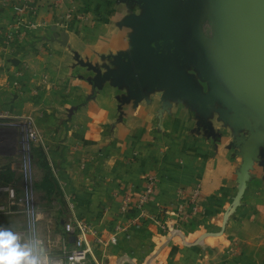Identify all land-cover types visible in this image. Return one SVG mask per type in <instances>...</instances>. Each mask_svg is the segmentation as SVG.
Masks as SVG:
<instances>
[{
	"label": "crops",
	"instance_id": "0c3cea01",
	"mask_svg": "<svg viewBox=\"0 0 264 264\" xmlns=\"http://www.w3.org/2000/svg\"><path fill=\"white\" fill-rule=\"evenodd\" d=\"M31 6L36 13L26 23L32 18L37 27L9 45L5 35L16 15L0 0V126H8L0 127V135L19 137L13 127L21 123L18 117L35 119L44 138L37 144L69 205L60 214V231L71 217L88 220L97 231L89 237L96 264H264V197L258 182L263 180L259 162H264V149L259 135L248 142L255 156L246 175L243 147V163L227 148L234 127L218 112V102L204 107L150 87L136 97L135 68L99 85L94 82L99 72L118 69L119 56L127 60L132 55L139 35L134 18L144 10L140 0H31ZM230 66L242 81L239 44ZM187 73L200 88L206 85L205 94L210 91L201 69L191 66ZM4 156L0 154V187L9 184L1 176L4 171L20 176L19 165ZM149 177L156 178L155 193L140 209ZM245 178L248 193L244 203H236ZM197 187L204 217L175 231L180 216L191 212L189 201ZM8 201V192L0 189V203ZM165 221L170 232L160 225ZM115 233L118 245L97 244V238L107 240Z\"/></svg>",
	"mask_w": 264,
	"mask_h": 264
},
{
	"label": "water",
	"instance_id": "95a60500",
	"mask_svg": "<svg viewBox=\"0 0 264 264\" xmlns=\"http://www.w3.org/2000/svg\"><path fill=\"white\" fill-rule=\"evenodd\" d=\"M140 3L144 10L134 18L139 25V35L134 38L132 55L127 60L119 56L116 62L118 69H108L105 74L99 72L94 82L99 85L111 77L128 75L135 68L138 71L135 78L139 89L136 97L141 96L145 87H150L164 90L165 97L189 98L191 103H199L204 107L218 102L220 106L217 110L225 121L229 120L233 127L245 128L251 133L249 139L241 141L244 142L242 150L245 152L244 172L247 175L251 156H255L248 146L249 140L255 134L259 135L263 140L259 146L264 148V132L258 131L264 128V113L257 96L259 92L264 95V88L256 75L260 66L264 0H252L251 9L249 0H227L238 33L235 46L241 45L243 61L241 81L231 71L234 46L229 59L230 72L227 73V77L233 80L232 86L226 83L224 86L218 80V74H214L215 70L219 71L218 65L214 61L212 63L195 26V19L199 18L200 13L199 0H140ZM62 39L66 44L67 32L62 34ZM191 66L202 70L210 90L207 94L196 84L194 75L187 73ZM253 124L256 125L255 129L251 128ZM246 179L236 203L244 194ZM70 239L74 242L76 236L72 234Z\"/></svg>",
	"mask_w": 264,
	"mask_h": 264
},
{
	"label": "rangeland",
	"instance_id": "374dc122",
	"mask_svg": "<svg viewBox=\"0 0 264 264\" xmlns=\"http://www.w3.org/2000/svg\"><path fill=\"white\" fill-rule=\"evenodd\" d=\"M249 1H250L249 9H251L252 0ZM198 5H199L198 10L200 11V13H199V18L195 19L196 21L195 26L197 25L198 27V33H200V39L203 43V46L206 48L207 53L211 57L212 63L214 61L215 65H218L219 71L215 70L214 74L216 73L218 74V77L217 76L216 77L218 78V80L220 79L219 81L223 83L224 86H226V84L231 85V81L233 80L231 79V77L230 78L227 77V73L230 72L229 59L232 56L234 46L238 41V33L234 28L233 25L234 18H232V15L229 11L227 0H199ZM257 73L256 75L258 77V81L260 85L264 88V78L262 74L261 64L260 66L258 65ZM203 87H206V85H204ZM262 99L264 101V96ZM255 114L256 113L254 112V115ZM33 120L36 125V121L34 118ZM232 132L234 134L233 142L230 145H227V148L229 149V151L235 154V158L240 159L241 163H243L242 157L239 155V153H241L239 149H242V147L244 146V142L242 143L241 141L245 139H249L251 133L245 128H240L236 126H234V129H232ZM15 137L16 136L13 137L12 134L9 135V137H7L6 135L5 136L0 135V154L7 155L4 156V159L8 158L14 160L17 166V164L19 165L21 163L22 160L21 155H23V149H22V145L18 143L17 140H15ZM34 144L37 146L38 144L41 145V143L38 144L28 143L26 145L24 144V152H25V148L27 150H29L30 148V153H29L31 155L30 157H32V148ZM27 159H29V155H25L23 157V161H27ZM235 161L237 160L235 159ZM259 164L263 169L261 171L263 175L262 177L263 180H259L258 182L264 197V162H259ZM28 165H29V170L31 168L30 171L33 180V186L30 189V194L31 196H33L34 207L36 211L40 214V220L37 223V227L33 231H28L26 218L23 215H20L18 217L17 215H11L9 213L0 214V226L2 225L10 230H19L23 232L25 231L27 232L28 236H33V238L36 239L40 238L44 243L43 245L45 247L50 246L49 250L52 251L53 254H56L59 248V244L57 241V234L58 232H60V226L62 224L60 223L62 221L60 214L63 213L64 210L67 211L69 205L68 203H64L63 199L61 198L60 200L63 203H60V201L51 200L50 197L48 196L47 189L42 188L39 185L40 183L43 182V178L45 177V171L37 167L35 164L31 167L29 163ZM252 168L254 169V167ZM11 174L12 172L10 171L6 173L7 176H10ZM16 185L20 187V182H18ZM199 191H200V187H199ZM247 193H248V186L243 196L240 198L239 202L237 203H244ZM200 201H201V192H199L196 195V192L194 191V194L190 199L189 203L197 204L199 209L197 212H195L194 205H192L193 208L191 212H187L188 214L186 216L185 215L180 216V221H178L176 225H174L173 229L175 231L188 228L187 224L185 223L192 222L197 218L204 217V212L198 204L201 203ZM57 215H59V217H57ZM174 216L178 218L176 214H174ZM69 220L70 219H68L67 221ZM160 225L163 228H166V232H170L171 228L168 229L167 225L169 224H167L166 221L165 223H162Z\"/></svg>",
	"mask_w": 264,
	"mask_h": 264
},
{
	"label": "built area",
	"instance_id": "2783aa9c",
	"mask_svg": "<svg viewBox=\"0 0 264 264\" xmlns=\"http://www.w3.org/2000/svg\"><path fill=\"white\" fill-rule=\"evenodd\" d=\"M51 1L52 3L59 4L62 0H44ZM6 3L10 4L16 15L14 24H12L6 33V42L9 45L14 44L21 36L25 35L26 31L33 30L37 27L34 19H28V15L35 12V9L31 6V0H5ZM32 16V14H31ZM30 16V17H31ZM34 16V15H33ZM68 17H72V13L68 14ZM25 24H27L25 26ZM25 26V27H24ZM0 58V63H2ZM21 123L13 124L21 135L17 136L15 140L21 142L23 155H21V163L19 164L20 176L15 182L3 185L0 187L1 190L8 192L9 201L8 203H0V214H11V215H23L26 218L27 230L33 231L37 227V223L40 220V214L34 207L33 196L30 194V189L33 186V180L31 175V168L33 166L30 148L27 150L24 144L28 143H41L43 144V136L37 129L33 118L23 119L18 117ZM0 127H8L7 125H1ZM20 140V141H19ZM22 152V151H21ZM29 155L27 161H23V157ZM20 182V187L16 184ZM156 178L149 177L145 190L142 192L139 198L138 208L143 209L144 205L154 196L155 193ZM196 195L200 192L199 187L195 189ZM194 211L197 212L199 207L193 203ZM124 211H128L129 203L126 202L123 206ZM0 229H7L4 226H0ZM10 230V229H9ZM17 234H21L20 238L23 243L39 242L40 246L44 251L47 252L49 257V264H96L93 257V245L89 242L90 236L97 235L95 227L84 218L71 217L69 221L65 223V233H61L57 237L59 248L56 254H53L49 250V247H45L43 241L40 238H33L28 236L27 232L12 230ZM76 236V240L70 244L71 235ZM28 237H27V236ZM97 244L108 247L110 245L116 246L119 244V234H112L107 240L97 238Z\"/></svg>",
	"mask_w": 264,
	"mask_h": 264
},
{
	"label": "clouds",
	"instance_id": "9594fccd",
	"mask_svg": "<svg viewBox=\"0 0 264 264\" xmlns=\"http://www.w3.org/2000/svg\"><path fill=\"white\" fill-rule=\"evenodd\" d=\"M0 264H49V257L39 242L22 243L9 229H0Z\"/></svg>",
	"mask_w": 264,
	"mask_h": 264
},
{
	"label": "trees",
	"instance_id": "16d2710c",
	"mask_svg": "<svg viewBox=\"0 0 264 264\" xmlns=\"http://www.w3.org/2000/svg\"><path fill=\"white\" fill-rule=\"evenodd\" d=\"M32 163H33V165L35 164L37 167H39L40 169L45 171V177L43 178V182L40 183L39 185L42 188L47 189L48 196L50 197L51 200H56V201H60V203H63L60 200V198H61L60 195H62V194H61V191L59 189L58 182L54 176L52 167L49 164L48 156L41 146L33 145ZM8 171H4V173L1 176L3 179H5V181H7V183H11L12 181L16 180V175L12 172V174L10 176H7L6 173ZM65 211L66 210H64L63 212H65ZM61 228H62V224L60 226V230H62ZM60 232L65 233V230L60 231Z\"/></svg>",
	"mask_w": 264,
	"mask_h": 264
},
{
	"label": "bare ground",
	"instance_id": "6f19581e",
	"mask_svg": "<svg viewBox=\"0 0 264 264\" xmlns=\"http://www.w3.org/2000/svg\"><path fill=\"white\" fill-rule=\"evenodd\" d=\"M209 9H210V8H209ZM209 9H208V10H209ZM263 17H264V14H263ZM262 27H263V28H262V32L264 33V24L262 25ZM263 36H264V35H263ZM261 42H262V41H261ZM262 46H263V43H262ZM263 47H264V46H263ZM263 47H262V48H263ZM263 49H264V48H263ZM263 49H262V50H263ZM237 52L239 53V52H241V51L238 50ZM263 52H264V51H263ZM239 54H241V53H239ZM239 54H236V55H239ZM240 57H241V55H240ZM239 60L241 61L240 58H239ZM239 60H238V61H239ZM237 64H238V63H237ZM239 64H241V63L239 62ZM237 66H238V65H237ZM257 96H258V101H259V104H260V108H261L262 112L264 113V104H263V102H262V100H261V96H260L259 93H258ZM18 235L21 236V234H18ZM21 242L23 243L22 239H21Z\"/></svg>",
	"mask_w": 264,
	"mask_h": 264
}]
</instances>
